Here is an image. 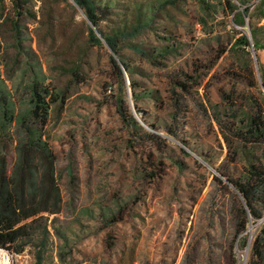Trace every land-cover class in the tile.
Instances as JSON below:
<instances>
[{"label": "rangeland", "instance_id": "374dc122", "mask_svg": "<svg viewBox=\"0 0 264 264\" xmlns=\"http://www.w3.org/2000/svg\"><path fill=\"white\" fill-rule=\"evenodd\" d=\"M133 1L120 0L129 6L120 12H130ZM31 6L37 16L21 21V54L4 21L8 0L0 10V78L17 103L27 102L31 68L48 87H67L63 101L50 105L45 125L62 194L61 210L49 215L46 264H61L57 250L63 247L67 252L68 246L74 262L245 264L249 245L241 244L240 235L250 240L262 218L249 219L246 231L234 234L235 190L228 181L222 184L212 178L213 174L222 177L217 168H224L227 150L216 124L190 103L176 129L178 138L156 126L169 121L167 74L180 65L189 63L201 75L196 88L204 103L208 98L221 101L219 89L232 87L227 72L237 60L229 50L214 58L221 46H229L227 40L236 29L249 34L248 26L234 24L231 14L221 13L206 15L207 23L202 25L197 0L166 4L154 11L149 26L120 40L121 59L131 70L130 74L123 68L121 80L108 46L87 42L88 21L80 8L73 11L63 0L52 1L53 15L47 24L49 0H32ZM259 22L264 23V18ZM112 23L104 21L101 29L109 30ZM129 42L153 51V61L134 51ZM165 45L171 49L159 55ZM254 52L257 65L249 47L250 66L259 83L258 63L264 66V49ZM122 92L139 122L162 136L159 145L152 140L129 145L115 108V97ZM56 231L69 239L68 245L62 246L63 238ZM1 249L8 254L0 264L34 262L32 246L21 253Z\"/></svg>", "mask_w": 264, "mask_h": 264}, {"label": "trees", "instance_id": "16d2710c", "mask_svg": "<svg viewBox=\"0 0 264 264\" xmlns=\"http://www.w3.org/2000/svg\"><path fill=\"white\" fill-rule=\"evenodd\" d=\"M4 1L0 0L1 11L5 9ZM31 1L8 0L9 11L4 17L20 54L24 50L21 21L24 18L36 19L37 16ZM52 1L55 0H49L47 24H50L53 15ZM63 1L73 11L76 7L82 10L88 21L87 42L96 45L104 42L108 46L112 53L110 62L122 80L123 68L130 74L131 70L121 59L120 40L136 36L151 24L154 11L169 3L176 4L178 0H135L130 2V12H120L122 7L125 10L129 7L120 0ZM197 1L202 12L199 15L202 25L207 23L208 15L221 13L225 16L231 14L234 24L248 26L249 34L241 28L236 29L227 40L229 46H221L214 58V61L217 60L229 50L237 60L227 72V77L233 80L232 87L219 89L221 101L212 102L208 98L204 103L196 88L201 75L195 67L190 68L188 63L170 70L167 74L171 108L169 121L163 120L156 128L177 137L176 129L179 122L182 124L190 103L216 124L227 150L224 168H217L222 177L213 174L212 178L222 184L228 181L235 190L233 196L238 214L234 234L246 231L249 219L262 218L250 240L243 234L240 238L242 245H249L245 264H264V89L261 87L264 85V66L258 63V83L249 62V47L264 49V23L259 22L264 18V0ZM245 17H248V23H245ZM104 21L114 24L109 30H102L101 23ZM129 45L153 61V51L146 50L137 42H129ZM169 47L165 45L157 53L163 55L171 49ZM211 66L212 62L208 67ZM71 71L75 77L77 72ZM240 83L244 84L241 89ZM26 86L27 102L17 103L7 83L0 78V248L21 253L26 246H32L33 264H46L51 237L49 215L61 210L62 194L57 180L56 154L45 132V125L50 105L63 101L67 87H48L35 68H31ZM137 98L133 91L132 99ZM128 102L124 92L115 97V108L128 134L129 145L132 147L151 140L159 145L162 136L145 128ZM141 119L146 122L143 117ZM56 234L58 238H63L62 246L68 245L69 239L62 232L56 231ZM62 250L63 247L57 250L61 264H97L86 260L74 262L71 246H68L67 252Z\"/></svg>", "mask_w": 264, "mask_h": 264}, {"label": "built area", "instance_id": "2783aa9c", "mask_svg": "<svg viewBox=\"0 0 264 264\" xmlns=\"http://www.w3.org/2000/svg\"><path fill=\"white\" fill-rule=\"evenodd\" d=\"M1 249V248H0ZM1 251V257H3L4 255H6V257H7V252L6 251H4L3 249H1L0 250ZM3 264H9V261H7V262H2Z\"/></svg>", "mask_w": 264, "mask_h": 264}, {"label": "water", "instance_id": "95a60500", "mask_svg": "<svg viewBox=\"0 0 264 264\" xmlns=\"http://www.w3.org/2000/svg\"><path fill=\"white\" fill-rule=\"evenodd\" d=\"M251 51H252V54H253V56H254V58H255V52H254V48H253V47L251 48ZM255 63H256V65H257V60H256V58H255ZM262 87H263V89H264V85H262Z\"/></svg>", "mask_w": 264, "mask_h": 264}, {"label": "bare ground", "instance_id": "6f19581e", "mask_svg": "<svg viewBox=\"0 0 264 264\" xmlns=\"http://www.w3.org/2000/svg\"><path fill=\"white\" fill-rule=\"evenodd\" d=\"M0 258H1V251H0ZM4 259V258H3Z\"/></svg>", "mask_w": 264, "mask_h": 264}]
</instances>
